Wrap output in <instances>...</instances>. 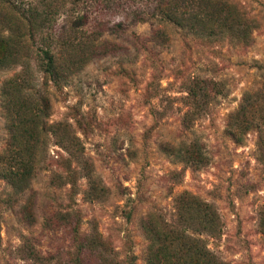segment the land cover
<instances>
[{
  "label": "rangeland",
  "instance_id": "374dc122",
  "mask_svg": "<svg viewBox=\"0 0 264 264\" xmlns=\"http://www.w3.org/2000/svg\"><path fill=\"white\" fill-rule=\"evenodd\" d=\"M227 1L246 38L233 29L194 36L174 23L124 22L127 10L153 8L154 0L0 3V156L13 149V135L26 134L15 98L21 84L32 77L29 91L49 101L28 185L15 189L0 174V264H147V219L201 239L223 264H264V0ZM35 8L53 13L43 34L73 43L90 34V26L74 28L78 12L97 14L108 29L103 48L48 78L39 39L26 30L29 52L13 63L5 15L27 18ZM226 14L223 7L219 18ZM195 78L217 85L200 108L187 98ZM247 94L257 103L240 116ZM239 128L241 141L233 136ZM194 143L207 159L196 168L183 159ZM181 194L215 211L216 232L194 230Z\"/></svg>",
  "mask_w": 264,
  "mask_h": 264
},
{
  "label": "trees",
  "instance_id": "16d2710c",
  "mask_svg": "<svg viewBox=\"0 0 264 264\" xmlns=\"http://www.w3.org/2000/svg\"><path fill=\"white\" fill-rule=\"evenodd\" d=\"M3 1L8 0H0V3ZM154 2L155 6L153 8L127 10L123 15L124 22L136 23L150 20L169 22L194 36H212L216 32L220 34L231 29L237 31L236 36L239 38H246L247 36V33H243L240 29L243 26L240 14L234 7L227 6V0H154ZM223 7L227 10V14L223 18H219ZM30 11L31 9H29ZM78 13L74 17V28L80 31L90 26V34L86 36V41L79 40L73 43L72 39L68 40L67 38H63L61 41L60 34L57 36H52L48 32L43 34L41 30L48 28L51 23L50 16L53 15L51 11L45 12V15H43L42 12H38V8H35L34 15L31 14L30 17L22 18V14L18 15L16 11L11 10V13L5 16L9 19L7 22L10 27L11 43L17 50L14 55H10V57H13L12 62L15 64L20 63L21 50L25 54L29 52V46L25 40L26 30H28L31 32L30 36L39 39L41 44L38 50L41 53V58L38 61L40 62L41 71L46 77L57 78L60 69L63 68L67 70L81 68V63L88 59V52L96 55L98 50L100 51L103 48L99 39L108 29L106 23L98 19L97 14L92 15L82 11ZM199 14L204 15L202 19ZM217 19H219V22L213 24V20ZM122 22L119 24L121 25ZM5 45L4 39H0V48H5ZM8 45L10 46L9 42ZM26 59L22 61L21 74L25 73L28 76L31 73ZM33 84V78L31 77L21 84L15 97L21 105L19 114L26 119V134L22 136L13 135L11 137L13 149L4 152L0 156V162H5L0 165V174L18 190L28 185L32 171L37 165L39 154H41L40 138L36 131L38 129L37 120L40 115L47 117L49 108V101L46 96L37 97L36 94L29 91L30 88H34ZM216 86L214 81L195 78L190 84L187 98L193 106L199 107V103L208 98L209 89L213 90ZM39 103L41 106L37 107ZM256 103L257 99L247 94L243 97L236 113L244 116L249 108ZM236 132L237 135L233 133V136L241 141V129H237ZM69 144L75 151H80L77 138L71 137ZM197 145L194 143L192 151H186L183 155V159L185 158L186 162L195 168L198 164H206L207 162L206 157ZM179 204L191 217L189 219L196 232L208 234L216 232L217 215L209 205L189 194H181ZM145 223L147 226L143 229L146 235V232H148L147 237L150 242L145 256L147 264H223L207 250L201 239L187 236L182 229L170 226L167 229L160 230L156 226L154 227L149 219Z\"/></svg>",
  "mask_w": 264,
  "mask_h": 264
}]
</instances>
